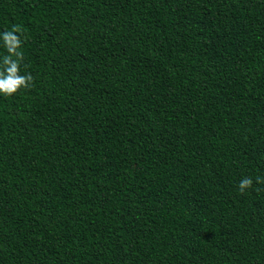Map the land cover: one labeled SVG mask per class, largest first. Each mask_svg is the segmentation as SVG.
Returning <instances> with one entry per match:
<instances>
[{"label": "trees", "instance_id": "trees-1", "mask_svg": "<svg viewBox=\"0 0 264 264\" xmlns=\"http://www.w3.org/2000/svg\"><path fill=\"white\" fill-rule=\"evenodd\" d=\"M14 25L0 264H264V0H0V65Z\"/></svg>", "mask_w": 264, "mask_h": 264}, {"label": "clouds", "instance_id": "clouds-1", "mask_svg": "<svg viewBox=\"0 0 264 264\" xmlns=\"http://www.w3.org/2000/svg\"><path fill=\"white\" fill-rule=\"evenodd\" d=\"M19 33L20 35H17ZM22 29L19 25H14L11 30H5L2 34L3 47L8 55H4L2 65H0V94L4 96H12L21 89L29 88L34 77L29 74H21L20 66L23 61L22 48ZM15 57V59H13ZM257 183H264V179L256 178ZM253 180L244 178L238 185L239 191L244 192L245 189L251 188Z\"/></svg>", "mask_w": 264, "mask_h": 264}]
</instances>
